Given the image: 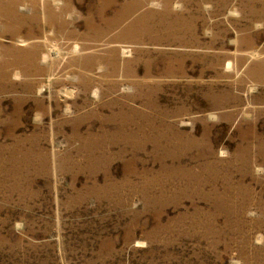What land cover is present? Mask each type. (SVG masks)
<instances>
[{
	"label": "rangeland",
	"instance_id": "1",
	"mask_svg": "<svg viewBox=\"0 0 264 264\" xmlns=\"http://www.w3.org/2000/svg\"><path fill=\"white\" fill-rule=\"evenodd\" d=\"M9 2L0 264H264V0Z\"/></svg>",
	"mask_w": 264,
	"mask_h": 264
},
{
	"label": "bare ground",
	"instance_id": "2",
	"mask_svg": "<svg viewBox=\"0 0 264 264\" xmlns=\"http://www.w3.org/2000/svg\"><path fill=\"white\" fill-rule=\"evenodd\" d=\"M258 2V1H257ZM17 0H10V2H9V9H10V11H11V13L10 14H12V15H15V17L17 16V17H21V19L23 20V22L24 21H26V18H28V16H25V14H20V13H18V11H16L15 10V8L17 7ZM0 5H1V3H0ZM254 7V6H253ZM4 8V7H3ZM2 10V6H0V11ZM253 10V9H252ZM255 11V10H254ZM248 14V13H247ZM32 18H34V14L31 16ZM264 17V16H263Z\"/></svg>",
	"mask_w": 264,
	"mask_h": 264
}]
</instances>
